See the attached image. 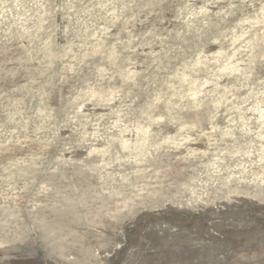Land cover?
I'll return each mask as SVG.
<instances>
[{
    "label": "rangeland",
    "instance_id": "1",
    "mask_svg": "<svg viewBox=\"0 0 264 264\" xmlns=\"http://www.w3.org/2000/svg\"><path fill=\"white\" fill-rule=\"evenodd\" d=\"M0 264H264V0H0Z\"/></svg>",
    "mask_w": 264,
    "mask_h": 264
}]
</instances>
